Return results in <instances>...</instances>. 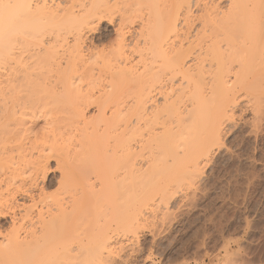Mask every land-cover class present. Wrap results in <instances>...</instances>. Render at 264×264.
I'll list each match as a JSON object with an SVG mask.
<instances>
[{"label": "rangeland", "instance_id": "rangeland-1", "mask_svg": "<svg viewBox=\"0 0 264 264\" xmlns=\"http://www.w3.org/2000/svg\"><path fill=\"white\" fill-rule=\"evenodd\" d=\"M161 1V4H164V6L160 4V10L163 17L166 18L169 11L178 14L176 24L179 30V35L184 36V34H186L185 32H187V27L193 23L192 26L194 28L190 31V35L187 34V36H195L197 33L196 30H198L200 25L198 17H200L203 11V2L199 3L197 0H192L189 14L190 19L188 17L190 23L188 25L185 20L186 16H188L185 6L177 7L178 0H160V2ZM209 1L210 0H207L206 2ZM229 2V0H220L221 7L226 9L229 6ZM141 5H143V3ZM136 7L137 6L132 7L131 10ZM174 7H176V10ZM137 8H140V6ZM171 8L172 10H170ZM149 10L150 9L148 8H142L140 11L136 10L137 13L130 15L128 9L127 11L129 12L125 11V18H123L125 19L123 21L126 22H123L120 19L121 16L118 17V13L120 12V10H118L119 12L115 13L118 16L115 14L110 16L116 23L108 18L109 20L102 19L101 21H96L92 24L94 26L91 25L92 27H89L90 29L86 28L85 30L84 28V31H82L83 38L78 41L79 47H77L78 43L74 42L70 37L67 38L69 39L67 42H62L64 46L59 44L62 45L59 47L55 42H50L51 44L56 45L59 49L58 56L56 55L55 57L50 58L52 61L49 60V62L48 59H44V57L40 58L45 55L38 57L32 56V60L34 58L33 62L31 58V61L27 58L28 60L26 61L28 64L24 60V63L26 62L25 65L27 64L26 68L29 70H27L25 65L23 66L22 64L21 68H23V70L25 68V70L22 71L26 75H28V72H31L29 76L31 74V77L34 76L33 78L28 76V81L30 83L26 90L34 88L35 85V92L37 89L36 85L38 84L40 88L39 91L37 90L35 93H39L44 88L47 91L45 90L46 92L43 94L47 95V97L49 96V99L45 98L43 94V98L40 95L39 97H41V99H38V94L34 95V92L32 91L33 89L27 91L28 93L30 92V94L26 93L25 90L24 93L28 94L25 95L29 100L25 99L26 96H24L27 103L23 99L25 104H20L25 105V108L29 105V107L25 109L26 111L23 112H26L27 114L28 110V113L30 114H28V116L26 114L25 116L23 115L22 119L24 122L21 121L19 118L22 116L20 117L19 115L18 117V114L22 106L18 108L19 105H15L14 107L16 108L17 106L18 109H14V111H12L13 114H11L14 115V113H18L16 118L19 121L18 123H11L12 125H15L14 123H16L15 128L17 127V129H21V132L15 129L17 135L19 132L22 133L23 128L25 130L29 129V134L25 131L28 137L25 132L22 133L23 139L21 138L22 136L20 139L21 141L24 140V144L21 143L23 145L21 147L19 144L21 141L14 143L13 136H10L12 139H8L12 140V142H8L7 140V142L10 143L9 146L8 143H6L7 145L3 146V150V147L0 148V158L1 160L3 159V166L5 168L7 167L5 170H2L3 172L0 171V200L7 197L6 199L8 201L7 202L4 199L7 204H0V245H3V243L9 244L6 240H9L11 242L10 244L15 243L18 239L26 240L24 242L25 245H22L24 247H20L21 250L17 249L19 251L16 252V257H18L20 262L26 261V264H32L31 259L29 261V258H32L35 253L37 254L39 250H41V253L44 251L43 254L49 252L51 254L50 257H52L48 262L45 261L44 264H264V48H262L264 45V26L262 27L263 33L260 36L259 42L257 41L258 45H255L256 48H258L257 50L256 48L254 50L255 52L259 51L260 54L258 52L255 54L254 52V55H251V59L249 60V63H251L249 65H252L250 68H254V72L252 71L253 69L251 70L248 67L250 71L247 70L244 72L246 79L241 83L238 82L234 86V92L230 90L231 93L229 92V96L234 94V97H232L233 99L235 98L234 105L229 102L227 103L226 98H222L221 102L226 108L223 106L221 110L224 112L226 111V113H224L219 120V125H221L220 138L214 143L207 144L211 147V150L209 149L210 152L208 158H203V160L200 161V164L198 163L199 165L195 168L192 166L193 164L185 160L184 151L182 149L178 150L175 155H171L170 153L162 154L155 149L156 151H154V154L152 153L153 156L149 151L150 149H147L148 151L143 154H150L147 156L142 154L143 158H141L144 159V161H141L142 165L137 168L145 166L141 169H144L145 171L149 169L147 171L148 173L146 172V175L152 174L153 176H151L155 178L152 185L151 183L150 185H139L135 183H129L130 185H128V183L125 184L126 182H124L126 186H123L124 184H119V181L121 180L120 178L126 176L125 172H128L126 169L123 168L122 170L120 167L119 170L121 171L117 168L119 173H116V177L113 176L115 173L114 171L112 172V170L116 169V166H114L116 156H113L111 151L108 152L109 155L107 154L106 133L107 137L108 135L109 137H112H108L109 145H113L114 137L118 136L121 132L122 134L127 135V137L135 135L133 136L135 138L142 128L143 132L144 130L146 131L144 133L139 132L137 135L138 137L143 133L142 138L141 135L139 136V139L141 138V140L138 138L136 139L141 141V144L144 143V140L145 142L149 141V131H147V126L145 125L148 122L147 118L151 119L153 115H156L154 114L156 113L154 110L161 109V105L164 106L166 100L176 97V94L180 91L179 88L181 85L179 82L182 83L181 75L178 73L173 74L165 71V74L164 70L163 72L161 70L162 66L167 65L166 61L168 53H163L165 54L164 57L157 56L156 47L151 43L153 40L144 39L146 36L149 38L148 35H146L148 34L146 33L147 31L145 32L147 27L144 25L145 19L150 13ZM132 11L135 12L134 9ZM127 13L129 14L128 16H131L129 18L127 17L128 19L126 18ZM261 13L264 15L263 9ZM165 22V20L162 21V27ZM119 24L121 27L124 25L120 28L124 36L118 35L121 33L117 30ZM181 36L180 38L183 39L184 37ZM180 38L173 37L170 38L168 42L165 41L166 43L164 42V46L166 47H164L165 49L163 50L167 51L166 48H169V46L175 50L184 40V43L181 44L183 47L185 46V49L187 47L186 44L190 43L188 41H192L193 39L190 38L191 40H187V38L181 41ZM45 40L48 42V37L45 38ZM179 41L181 42L179 43ZM58 43H60V40ZM122 43L124 45H121ZM75 44L77 45L76 48L80 49L82 51L81 53H83V55H81L84 57L81 62L78 59H72V61L69 57L68 52L71 51L70 48L74 50L73 46ZM238 44L239 41L237 45ZM240 44H242L241 41ZM119 47L125 48V50L123 49L125 57L124 55L121 57L123 53L119 54L120 56L118 55L117 51L119 52ZM241 47H243V45ZM173 49L168 51L171 53ZM178 49H180V47ZM244 49H237V51ZM62 50L63 52L65 51V53L66 50L69 51L65 54ZM194 51L198 52L197 49ZM194 51L193 53L195 57L198 54L196 55V52ZM35 59L37 60L35 61ZM41 59H44V61ZM69 59L70 62L72 61L70 64ZM41 62L44 64L41 65ZM38 63L41 66L38 67ZM59 63L60 65L57 67ZM50 66L53 70H51ZM233 66V68H235L234 71H238V63H234ZM40 67L42 68L40 69ZM127 67H131V71H129L130 69L126 70ZM73 68H75V71ZM55 69H57V71ZM118 70L122 71L118 73ZM35 71L36 73H34ZM87 71L89 72L88 77H90V74L92 76L89 78L90 80L93 79L91 80L92 85L89 83L88 78H84V76L87 77L88 75ZM248 71L250 73H248ZM152 72H154L153 74L160 72V74L157 75H159L160 79H163L161 80L162 85L158 82L159 85L152 86V88L156 86V88L154 87L152 89V91L155 90L152 93L153 99L150 98L151 100L147 104L148 109L143 113H139V111H137L138 96H134L135 93H137L136 84H140V86L144 84L145 82H142L146 80L143 79L149 78V76L147 75L146 77L145 74H150ZM17 73L20 74L21 69ZM41 73L43 74L41 75ZM85 73L87 74L85 75ZM136 73L140 76V79L139 76L137 77ZM232 73H230V77H228V80L231 78L230 81L234 80V75H231ZM119 74L124 78L126 81L125 84L127 85L123 87V89L121 86L118 87V90L121 88V92L117 89L115 90V85H119L113 84L114 81L115 83H118L117 78H119ZM211 74L212 73L209 72L208 76L205 78L210 80L212 77ZM247 74L249 75L248 77ZM21 75L23 74L21 73ZM43 76L45 77L43 78ZM131 76L134 77L130 79L129 77ZM125 77L130 80L127 81L128 79ZM30 78L32 81L34 80L31 88L32 81ZM133 78L135 80L139 79V81H137L138 83H133L131 81L134 80ZM62 80H66V83ZM61 82L64 83L62 84ZM130 82L132 85L129 84ZM233 82L235 83V81ZM71 83L76 84V87L77 85L78 87L80 86L79 88H76L74 84L71 85L73 88L75 87V89H77V93L80 89L82 96L79 94L81 96L79 101V95L76 98L74 95L76 94L74 93L75 90H72L73 92H71L70 89L73 88H69ZM42 85H44V87ZM111 85L115 88L112 89L113 86ZM140 86L138 88H140ZM206 87L209 88L208 86ZM67 88H69L70 91H67ZM128 88L130 92L128 91ZM132 90H135V92ZM42 91L44 92V90ZM125 91L127 93H125ZM206 91L208 92L209 90ZM108 92H110L109 94L111 97H107L108 101H106V94ZM68 93H70V95ZM208 93H210V91ZM32 94L37 98L35 99ZM118 97H120L121 101ZM1 99L0 101L3 100ZM30 99L33 104H31L32 102ZM37 99L39 101L34 103ZM115 100L119 102L118 106ZM46 101L49 106L46 105ZM113 103L116 104L114 105ZM188 103L190 104V102H187L186 104L188 105ZM4 104L5 103H3V106L5 107ZM43 104H45L44 107ZM40 106L42 107L40 108ZM46 106L48 108H46ZM185 106L186 105L182 108H185ZM4 107L0 106V111H2V108ZM31 108H33V111ZM23 109L24 108L22 107V110ZM31 111L33 113H31ZM23 112L21 111L20 114L22 115ZM138 114H141L140 116L143 115L144 119L141 117L138 118ZM166 118L168 117L166 116ZM161 119H163V117H161ZM20 121L23 122L22 126L19 124ZM142 125H145L144 129ZM137 126L140 127V130H138L139 128H137ZM106 127H111L112 129L110 128L107 132ZM86 129H88L87 132H90V134L94 130L93 135H91L94 136V134H96V138L99 137L98 141L96 140L97 144L99 142V146L96 145V149L99 151H88V148H86V146H88L87 144H85L86 151H84L85 148L83 149L84 152L82 151L83 147L80 148L81 146L79 144L80 142L83 144V139L85 138V136H81L82 133H84V135L87 133L83 132ZM17 135L15 132V136ZM144 135L145 137H143ZM90 136L87 134L86 139ZM6 138L4 139L3 137L1 139L6 141ZM16 138L14 141L17 142L20 140H17ZM54 139L56 141H54ZM3 140H1L2 144L4 143ZM91 140L93 141V139ZM100 140L103 141H101L102 144ZM147 143L148 142H146V144ZM17 144L20 145L19 150ZM133 144L135 145V141H133ZM141 144H139V146ZM60 147L66 148V150ZM43 150L47 153H44ZM22 152L24 153L22 154ZM86 152H88V155L90 156H87ZM4 154L8 158L11 156V159H7V162L11 161L8 165L12 164L9 166V169L7 165H4V160L6 159ZM110 154L113 157L112 165H110L111 162L109 161L111 160ZM42 155L43 158L41 159ZM83 155H86L87 158L86 156L84 158ZM46 157H49L48 162ZM76 158L78 159L76 160ZM141 158L139 157V159ZM43 159L44 161H42ZM27 160L29 161V164L26 163ZM146 160L148 162L150 160V162L148 163ZM39 161L45 163H43V166L45 165L47 167L46 169L45 166L44 168L42 167L41 162V166H39L44 171L36 168V166L39 165ZM153 162H159L156 165L158 166L160 164L161 167L163 165V168L159 165L158 170L154 169L157 171H152L154 167H151L152 169H150L149 166L153 164ZM171 163L178 164V167L173 168V170L168 169ZM30 164H33L34 166L31 167ZM98 164L101 165L99 166ZM74 165L78 166L81 170L77 171L78 169L74 168ZM86 165L88 166V169L85 167ZM147 166L149 168H147ZM100 167L101 169H99ZM164 167H167L166 170L168 171H166ZM69 169L71 172L73 171V174L68 173L70 172ZM74 169L77 170L75 171ZM109 169H111V171ZM104 170L108 173H114L111 177H113V180L116 179V181L114 180L116 185H114L115 183L112 182V179L110 184L109 182H107V184L105 183L107 174ZM11 173L14 174V177ZM18 173H20V175ZM44 173L46 175H44ZM117 174H119L118 177L120 176V178L117 177ZM147 176L149 177V175ZM157 176L160 178L162 177V182L158 181L159 179H156L158 178ZM12 178L13 180H11ZM117 180H119L118 183ZM126 201L127 203H125ZM125 207L132 219L130 223H128L129 221L126 222L128 223V227L124 226L126 225V223H123L124 221L120 220V222H118L116 219L112 218L114 215L111 217V214L113 213L125 211ZM72 209L75 211H71ZM61 210L62 212H59ZM141 212H143V214ZM105 214L106 216H103ZM133 215L138 219H134ZM56 216H58V218L55 220L54 218H56ZM97 216H100L98 218L99 220H97ZM102 216L106 218V223L104 222V219H102ZM49 218H52L54 221L52 226H49L42 231L43 223H49ZM94 219L97 221L93 222ZM46 220H48V222ZM129 226H131V229ZM106 235L111 237V241L115 245L107 258L105 255L106 250L103 248L104 251L101 250L103 252H101V254L99 253V257L97 253H94L96 252L94 249L98 250L97 246L100 244L103 245L102 243L106 241ZM28 250L35 253L29 255L30 251L28 252ZM53 250H55V253H53ZM49 253L46 256H49ZM90 253L97 254V256L94 258V255L92 254L91 256ZM25 254H28V256ZM73 257H76L77 261H74ZM91 257H93L94 260H92L93 258ZM34 262L33 264H35Z\"/></svg>", "mask_w": 264, "mask_h": 264}, {"label": "bare ground", "instance_id": "bare-ground-1", "mask_svg": "<svg viewBox=\"0 0 264 264\" xmlns=\"http://www.w3.org/2000/svg\"><path fill=\"white\" fill-rule=\"evenodd\" d=\"M197 1L199 3L203 2L202 5H204V7L202 9L203 11H202L200 17H198L200 25H199L198 30H196L197 33L195 34V36L192 35L193 37H190V36H187V34L190 35V33H191L190 31L192 30V28H194L192 26L193 23H192V25H189V23H190L189 22V19H190L189 14H190V8H191L190 5L192 3V0H180V1L178 0L177 5H176L177 7L185 6V8L187 10V15L188 16H186L185 20L187 21V24L189 26L187 27V29H186L187 32H185L186 34H184V36L183 35L182 36L179 35V30H178V27H177V24H176L177 15H178L175 12L176 7H174L175 8V10H174L175 13H172L173 11L172 12L169 11L167 13V15H166V18H165V17L162 16V14H161L162 12L160 10V6L161 5L164 6V4H161L162 1L160 2V0H0V99L1 98L3 99V100L1 99L2 101H0V103H1L0 106L4 107L3 103H5L4 104L5 107L2 108V111H0V139L3 138V137L5 139L6 136H7L6 141L1 139V140L4 141V143H3L4 145L2 144V142L0 140V143H1L0 144L1 145L0 148H2L3 146H6L7 145L6 143H8L9 141L12 142V140H9L10 138L12 139V137H10V136H13L14 140L17 137L16 139L18 140V139H20L21 136H22L21 138L23 139V134L22 133L27 131V133L29 134V132H30V131L28 132L29 129L25 130L23 128L22 129V133H20L21 129L19 130V129H17V127L15 128L16 123H18V121H19L16 118L18 113L17 114L14 113V115H12L13 114L12 111H14V109L17 110L20 106H22L24 108L22 110V107H21V110L19 109L20 112L21 111L22 112L26 111L25 109H27L29 107V105L27 106V108H25L26 106L25 105H21L20 103H22V104L24 103L25 104V102L27 100H29V98L26 95L30 94V92L28 93L27 91H30V90L33 89L32 91L34 92V90H35L34 88H36L35 85H34V88H31L33 86L32 84H33V81H34V80L32 81V79H31L34 76L31 77L32 74L29 76V74L31 72L30 73L28 72L27 73L28 75H26L23 72L25 70V68L27 67L26 65L28 64V62L26 60H28V59L30 60V58L32 56L33 57H36V56L38 57V56H41V55H45V56H41L40 58L44 57V59H48V61H49L50 58L55 57L58 54V52H59L58 51L59 49L56 46L57 44L58 45L59 44L63 45V43H65V42H67V40H69L67 38H70V37L74 40V42L78 43V41H80V39L83 38V36H82V33H83L82 31H84L83 29L85 28V30H86V28L87 29L89 27L91 28L92 26H94L92 24L95 23L96 21H98V20L101 21L102 19L104 20V19H108V18L110 20L114 21L113 18H111L110 16L114 15L117 12H119L118 10H120V12L123 11L122 12L123 14L119 12L118 13L119 16L117 14H115V15L118 16V17L121 16L120 19L123 21V20H125V19H123V18H125V13H126L125 11H127L128 9H129L130 12L129 11H127V12H129L130 15H131L133 13H137L136 10L140 11L142 8H146V9L148 8V9H150L149 10L150 13L147 16V18L145 19V24L144 25L147 27V30L145 29V32L147 31L146 33H148V34H146V35H148L149 38H147V36L146 37L143 36V37H145L144 38L145 40L146 39L147 40L148 39L153 40L151 43L153 44L154 47H156V51H157L156 55L157 56L164 57L165 54H163V53H165V52L168 53L167 54V61L165 60L167 65L162 66L163 69L161 68V70H162V72L164 70L165 74L168 71V72H171L173 74L174 73L175 74L178 73L179 75H181L180 77L182 79V83L179 82L180 85H181L180 88H179L180 91L177 90L179 93L176 94L177 95L176 97H172V99L166 100L165 105L164 106L161 105V109L159 108V110H156V111L154 110V112H156V113H154V112L153 113L156 114V115H153L151 117V119L147 118L148 122L146 120L147 123L145 125L147 126L146 127L147 131H149L148 132V137L150 138L149 141H146V142H148L147 144H146L145 140H144V143H142V144L140 143L141 141H139V140H141L143 133L146 131V130H144V132H143L142 128H141V131H139L140 133L143 132L142 135L140 134L141 135L140 139H139L140 135L137 137L139 132L137 133L135 138L133 137L135 135H132V136L128 135L129 137H127V135H124L121 132L120 134L118 133L119 134L118 136L114 137V139H113L114 140V144L113 145H109V140H108L109 135L107 137V133H106V150H107V154H108V152L111 151L112 155L116 156L115 157L116 158V160H115L116 162L114 161L115 164L113 163L114 166H116V169L112 170V172L114 171L115 175H113L114 173H112V172L111 173L109 172L110 173L109 174L108 172H106L104 170L107 175H106V178H105L106 181L104 179L103 180L105 181L106 184H107V182H109V184H110V181L113 178V177H111V175L116 177V173L118 172V170L120 168L123 170V168H124L128 172L127 173L125 172V174H126V176H124L125 178L123 176H122V178H120V176L118 177L119 174H117V177L121 179L120 181L117 180V183L119 181L120 182L119 184H122V185L124 184V182H126L125 184L128 183V185H130L129 183H132V184L135 183V184H139V185H141V184L150 185V183H151V185H152V183L155 180V178L152 177L153 176L152 174H151L152 176L150 174H147V175H149V177L146 175V172L149 169H147L146 171L144 169H141L143 166L140 167V168H137L138 166L142 165L141 161L142 162L144 161V159H142V158H143V155H145V154H143V153H145L149 149H150L149 151H150L151 154L152 153L154 154V151L157 150V151H160L162 154L170 153L171 155H175V153L178 152V150L182 149L184 151L185 160L187 162L193 164L192 166H194L196 168L197 165L200 164V161L203 160V158L204 159L206 157L208 158V155H209V152H210L209 149L211 147H209V145H207V144L208 143H214V142L218 141V139L220 138L221 125H219L220 124L219 120H220L221 116H223L224 113H226V111L224 112V111L221 110V108L224 106V104L221 102L222 98H226L227 103L229 102V103H232V104L234 103L235 104V101H234L235 98L234 99L232 98V97H234V94H231V96H229L230 95L229 92L231 93V91L234 90L233 88H235L234 86L238 82L241 83L242 81H244L246 79L244 72H246L247 70L251 69L250 67L252 65L251 66L249 65V64H251V63H249V60L251 59V55H254V52H255L254 50L256 48L255 45H258L257 43L259 42L260 36L263 33V31H262L263 28L262 27L264 26V15H262V13H261L262 9L264 11V0H229L230 1L229 2V6L226 9H223L221 7L222 5L220 3V0L219 1L210 0L209 2H206L207 0H197ZM142 3L144 5V7H143V5H141ZM134 6H137V7L140 6L141 9L137 8V7L133 8L134 11H135V12H133L132 11L133 9L131 10V8L134 7ZM127 7H130V8H127ZM259 9H261V10H259ZM170 10H172V8ZM255 11H258L261 14L258 13V12H255ZM128 15L129 14L127 13L126 14V18L127 17L128 18L131 17V16H128ZM188 17H189V19H188ZM163 20H165L166 22H165L164 26L162 27V21ZM123 22H126V21H123ZM95 26H97V25H95ZM122 27L119 24V28L117 29L118 31L121 32L120 34H118L120 36H124L122 34V31L120 30V28H122ZM143 35H144V33H143ZM180 36L184 37V38L181 39ZM47 37L49 39V41L47 40L48 42H46V40H45V38H47ZM173 37L174 38H178L179 37L181 41L184 40V39H187V38H188L187 40H191L190 38H193V39H192V41H188L190 43L186 44L187 47H188V48L186 47L187 49L186 48L184 49L185 46L184 47L182 46V44L185 41L184 40L183 43L181 41H179V43L181 42L182 44L180 43L181 45L179 44L175 50L173 48H170V46H169L170 50L173 49L171 53L169 52L170 51L169 48H166L167 51L163 50V49H165L164 47H166V46H164V44L166 43L165 41L168 42L170 40V38H173ZM59 40H60V43H58ZM187 40H186V42H187ZM238 41H239V44H240V41L242 42V44H240V45L238 44L239 46L237 45ZM50 42H55L56 45L51 44ZM154 42H155V45H154ZM76 44L73 46L74 50H72V48H70L71 51L68 52V54H69V57L71 58V60L72 59H75V60L78 59L81 62V61H83V57L84 56L82 57V55H83V53H81L82 51L80 49L76 48L77 45H78L77 47H79V43L77 45ZM47 45H49V46H47ZM62 45H59V47L62 46ZM121 45H124V44L122 43ZM242 45H243V47H241ZM237 46H238V48H237ZM179 47H180V49H178ZM195 47H197V48H195ZM240 47L242 49H244V48L245 49L237 51V49H241ZM119 48H120V50L118 49L119 52L117 51L118 55L123 53V49L125 50V48H122V47H119ZM257 48H256V50H257ZM262 48H264V45H263ZM195 49H197L199 53L197 51H194ZM116 50H115V52H116ZM152 50H153V47H152ZM260 50H261V48H260ZM67 51H69V50H66V53H67ZM193 51L196 52L195 53L196 55L197 54L198 55L194 57ZM62 52H63V50H62ZM257 52L259 53V51H256L255 54H257ZM63 53H65V51ZM65 54H64V56H65ZM124 54L125 53H123L121 57H123ZM192 54H193V56H192ZM69 57H67V58H69ZM124 57H125V55H124ZM44 59L43 60L41 59V60L44 61ZM161 59H163V58H161ZM24 60L27 62L26 65H25L26 62L24 63ZM31 60H32V58H31ZM33 60H34V58H33ZM33 60H32V62H33ZM36 60L37 59H35V61ZM50 61H52V60H50ZM53 61H54V59H53ZM72 61L70 62V59H69V64L72 63ZM75 62H77V61H75ZM75 62H74V64H75ZM236 62L239 65L238 66V71H234L235 68H233L234 67L233 64L234 63L236 64ZM22 64H23V66L25 65L24 70H23V68H21ZM43 64L44 63H42L41 65H43ZM41 65H39V63H38L37 66L39 67ZM59 65H60V63L58 64L57 67H59ZM17 66H18L19 69L17 68ZM32 66H34V65H32ZM42 67H40V69ZM248 67H249V69H248ZM70 68H71V66H70ZM130 68L131 67H129V68L127 67L126 70H129ZM20 69H21V73L23 75H21V73L20 74L17 73ZM31 69H33V68H31ZM48 69H49V67H48ZM74 69L75 68H73V70ZM131 69L129 71H131ZM208 69H209V72L212 73L211 74L212 77L210 75L209 76L211 78L208 77V78H210V80L205 78L209 74ZM252 69L251 70L254 72V68H252ZM27 70H29V69H27ZM37 70H39V69H37ZM51 70H53L52 67H51ZM55 70L57 71V69H55ZM60 70H58V71H60ZM15 71H16V73H15ZM121 71L122 70H120V71L118 70V73H120ZM249 71H248V73H250ZM252 71H251V73H252ZM160 72H158L157 74H160ZM34 73H36V71ZM60 73H62V72L60 71ZM131 73L134 74L133 72H131ZM148 73H146L145 75H146V77L148 75L149 78H146V79H143L144 77L141 78L143 80H146V81L142 80L143 81L142 83H144V82H145L144 84L147 83L146 85L142 84L143 86L141 85L142 86V88H141L140 84H138L140 86V88H138L139 86L136 84V87H137V89H136L137 91L136 92L137 93H135L134 96H138L137 97V101H138V103H137L138 104L137 105L138 106L137 111H139V113H143V112L146 111V109H148L147 108V104L151 100L150 98H152V93L155 91V90L152 91V89L154 87L156 88V86H154L153 88H152V86L153 85H159L158 82L161 83V80H163L162 78L161 79L159 78V75L153 74L154 72L150 73L151 76ZM230 73H232L231 75H234V80L233 81H235V83L233 81H230L231 78H230V80H228V77H230V75H229ZM39 74H40V72H39ZM42 74L43 73H41V75ZM65 74H68V73H65ZM69 74H70V72H69ZM86 74L87 73H85V75ZM136 75H137V77L139 76L137 73H136ZM161 75H162V73H161ZM161 75H160V77H161ZM28 76L31 77L30 79H31L32 83H31V86H30L31 89L26 90V88H28L27 87L28 84L30 83L28 81L29 80ZM88 76H89V72H88L87 77L84 76V78H88V81L91 84V82H92L91 80H93V79L90 80L89 78H91L92 76H91V74H90V77H88ZM141 76H143V75H141ZM248 76L249 75L247 74V77ZM44 77L45 76H43V78ZM132 77H134V76H131L129 78L132 79ZM125 78H127V77H125ZM129 78H127L128 80L127 79L126 80L129 81L130 80ZM38 79H39V77H38ZM113 79H115V78H113ZM139 79H140V76H139ZM139 79H136V80L134 79V80H131V81L133 83L134 82L138 83L137 81H139ZM42 80H41V82H42ZM117 80H118V83L117 82L115 83V81H114L113 84H117L119 86L115 85V87H116L115 88L113 85H111V86H113L112 89L115 88V90L116 89L118 90V87H120V86H121L122 89H123V87L127 86L125 84L126 81L124 80V78H122L120 76V74H119V78H117ZM206 80H209V81H206ZM62 81H65V83H66V80H62ZM243 83H245V82H243ZM73 84L71 83L69 88H73V86H71ZM129 84L132 85L131 82ZM75 85L76 84H74V86ZM133 85H135V84H133ZM161 85H162V83H161ZM36 86H37L36 91L37 90L39 91V88H40L39 85L37 84ZM42 86L44 87V85H42ZM42 86H41V88H42ZM206 86H208L209 88H207ZM45 87H46V85H45ZM65 87H68V86H65ZM75 87L73 89H70L71 92H73L72 90H75L74 93H76V94H74V93H72V94H74L76 98H77V96L79 94H81V96H82V93H80L81 92L80 89H79V92L77 93V91H76L77 89H75ZM77 87H78V85H77ZM177 87H179V86H177ZM69 88H67L68 90L67 89L66 90L70 91ZM132 88H134V87H132ZM132 88H130V89H132ZM120 89L118 91H120ZM42 90H44V92ZM42 90L40 91L41 94H40V92L39 93H35L36 92L35 91L34 95L38 94V99L39 98L41 99V97L43 98V96H45V98H48L49 96L47 97V95L43 94L47 90L44 89V88ZM206 90H209L210 93H208L209 91L207 92ZM24 91L26 93H28V94L24 93ZM126 91H125V93H127ZM128 91H129V88H128ZM132 91L135 92V90H132ZM109 93L110 92L107 93L108 95L106 94V99H107V97L108 98L111 97V95ZM42 94H43V96H42ZM68 94L70 95V93H68ZM114 94H116V93H114ZM34 95L32 94V96H34ZM40 95H41V97H39ZM24 96H26L25 99H27V100L24 99ZM81 96L79 95L78 101L81 99ZM30 98H31V96H30ZM34 98H35V96H34ZM118 98L120 100V97H118ZM23 99H24L25 102H23ZM38 99L34 103L39 101ZM45 100H47V99H45ZM52 100H54V99H52ZM56 101H57V99H56ZM74 101H77V100H74ZM106 101H108V99ZM31 102H32V100H31ZM115 102H117V106H118L119 102L117 100H115ZM185 102L186 103L190 102V104L188 103L189 107H188V105ZM46 103L45 104L47 106H49L47 101H46ZM49 103H51V102H49ZM183 103H184V105L187 106V108H186V106H185V108H182V107H184ZM221 103H222V105H221ZM31 104H33V102ZM45 104H43V107L45 106ZM113 104L115 105L116 103H113ZM15 105H17V106L19 105L18 108H17V106L15 108L14 107ZM52 105H53V103H52ZM47 106H46V108H48ZM226 106H227V104H226ZM41 107L42 106H40V108ZM32 109L33 108H31V110ZM32 111H31V113H33ZM20 112L18 114V117H19V115H20V117L22 116L19 119L21 121H23L22 118H23V115L25 116L26 112H23L22 115L20 114ZM218 112H220L221 114L218 113ZM137 113H136V115H137ZM28 114H30V113H28V110H27V114L26 115L28 116ZM138 115H139L138 118L141 117V118L144 119L143 115L142 116H140L141 114H138ZM162 115H164L165 118H166V116L168 118L165 119L164 116H162ZM161 117H163V119H161ZM21 121H20L19 124L22 126L24 121L23 122H21ZM11 122L12 123L16 122V123H14L15 125H12ZM109 123H111V122H109ZM19 124H17V125H19ZM11 125H12V127H11ZM145 125L144 126L142 125L143 129H144ZM13 126H14V128H13ZM18 128H22V127H18ZM110 128L106 127V131L108 132V130ZM137 128H139L138 130H140L139 126H137ZM15 129L17 131H20L18 135H17V131ZM87 130L88 129H86L83 132H87ZM93 131L91 133L92 135H93ZM15 132H16L17 136H15ZM27 133H26V135H27ZM87 134H88V136L91 135L90 132L89 133L88 132L85 133V135H84V133H82L81 137L85 136V138L83 139V141H84L83 144L80 142V144H79L81 146L80 148L83 147L82 148V151H83V149L86 146L85 144H87L88 146H86V148H88V151L89 150H92V151L93 150H97L96 149V145L99 146V142L97 144V141H98L99 137L96 138L97 135L94 134L95 137L91 135L93 138L90 136V137H88V139L90 138L88 140V139H86ZM125 134H128V133H125ZM25 137H24V139H25ZM27 137H28V135H27ZM143 137H145V135ZM136 138H138L139 140L136 139ZM91 139H93V141L95 139V141L93 142ZM7 140H8V142H7ZM14 140H13L14 143H18L19 141H21V139L18 140L17 142L14 141ZM23 141H21L19 143L21 145V147L23 146L21 144V143H23ZM54 141H56V140L54 139ZM101 141L102 140H100V142ZM111 141H112V139H111ZM133 141H135V145L133 144ZM102 142H101V144H102ZM142 142H143V139H142ZM9 144L10 143H8V146H9ZM19 144H17L18 147L20 146ZM139 144H141V145L139 146ZM35 146H37V145H35ZM43 147H44V145H43ZM54 147H55V145H54ZM109 147H110V150H109ZM23 148H25V147H23ZM58 148H59V145H58ZM60 148H63V147H60ZM86 148L84 149V151L87 150ZM3 149H4V147L2 148V150ZM19 149H20V147L18 148V150ZM63 149L66 150V148H63ZM53 150H55V149H53ZM21 151H22V148H21ZM24 151H25V149H24ZM59 151H60V149H59ZM97 151H99V150H97ZM43 152H44V150H43ZM80 152H81V150H80ZM23 153L24 152H22V154ZM86 153H87L86 154L87 156H90V155H88L89 154L88 152H86ZM150 153H148V154H150ZM153 154H152V156H153ZM19 155H21V154H19ZM147 155H145V156H147ZM4 156H5V154H4ZM11 156H12V153H11ZM11 156H9V158L7 156H5L6 159L4 160V162H5L4 165L5 166L7 165L8 169H9V166L12 165V164L8 165V164L11 163V161H9L10 163L7 162L9 159H11L10 158ZM85 156H84V158H85ZM87 156H86V158H87ZM110 156H111V154H110ZM139 157L140 158L142 157V158L139 159ZM42 158H43V155H42L41 159ZM112 158L113 157L111 156V158H110L111 160H109L111 162L110 165H112ZM77 159L78 158H76V160ZM0 160H1V158H0ZM2 160L0 161V171L5 170L7 168V167L5 168L3 166ZM46 160L48 162L49 161V157ZM42 161H44V159ZM42 161H39V163H38L39 165L36 166V168L38 170L42 169L39 166L42 165L43 168L45 166V165L43 166L44 162L42 163ZM85 162L88 163L87 161H85ZM149 162H150V160H149ZM26 163L29 164V161L27 160ZM100 163H101V161H100ZM157 163H159V162H157ZM157 163L153 162V164H151L150 166L148 164V166L150 167V169H152L154 167L152 171H157L158 170V166L160 165L159 164L157 166L156 165ZM144 164H146V163H144ZM163 164H164V162H163ZM98 165L100 166L101 164H98ZM32 166H34V165L32 164L31 167ZM75 166L76 165H74V168L78 169V170L74 169L75 171L76 170L77 171L81 170L80 168H78V166H76V167ZM148 166H147V168H149ZM164 166H165V164H164ZM3 167H4V169H3ZM19 167H20V165H19ZM85 167H87V169H88L87 165ZM89 167H90V164H89ZM160 167H161V165H160ZM160 167H159V169H160ZM175 167L177 168L178 164H174V163L172 164L171 163L168 169H172L173 170V168H175ZM12 168H13V166H12ZM46 168L47 167L45 166V169ZM117 168H118V170H117ZM161 168H163V165H162ZM164 168H165V170L167 169V167H164ZM28 169H29V167H28ZM35 169H33V170H35ZM99 169H101V167ZM111 169H109V170L111 171ZM154 169H157V170H154ZM126 170H124V171H126ZM92 171H94V170H92ZM119 171H121V170H119ZM166 171H168V170H166ZM72 172L70 170V172H68V173L69 174H73ZM163 172H164V170H163ZM16 173H15V175H16ZM18 174L20 175V173H18ZM11 175H13V177H14V174L11 173ZM44 175H46V174L44 173ZM100 176H102V175H100ZM8 177H10V176H8ZM17 177H18V175H17ZM10 178H9V180H10ZM97 178H98V176H97ZM103 178H104V176H103ZM156 179L157 180L159 179L158 181L162 182V180H161L162 177L161 178L158 177ZM11 180H13V178ZM114 180L116 181V179H114ZM114 180L112 182H114ZM158 181H155V182H158ZM1 182H2V180H1ZM114 183H115L114 185H116V182H114ZM125 184L123 186H126ZM148 185H147V187H148ZM150 195H151V193H150ZM148 196H149V194H148ZM6 198H4V199L7 201ZM4 199L0 200V204H3V203L7 204L8 201L6 202V201H4ZM1 201H3V202H1ZM125 203H127V201ZM74 206H75V204H74ZM64 210H65V208H64ZM73 210L74 209H72L71 211H73ZM124 210L125 211H123V212L118 211V213L116 212V213L111 214V217L114 215L112 218L116 219L118 222H120V220H122V221H124L123 223H126L128 221H129L128 223H130V221L132 220L130 218L131 215H129L128 210L126 211V207H125ZM59 212H62V210L59 211ZM67 212H69V211H67ZM105 212H106V210H105ZM141 213L143 214V212H141ZM101 214H103V213H101ZM78 216H80V215H78ZM103 216H106V214L103 215ZM53 217H55V216H53ZM99 217L100 216H97V220H99L98 219ZM57 218H58V216H56V218H54V219L56 220ZM83 218H85V217H83ZM49 219H50L49 223H43L42 231L45 230V228L47 229L49 226H52L54 221H53L52 218H49ZM95 219L93 220V222L97 221ZM102 219H104V222L106 223V218L103 217ZM134 219H138V218H136L134 216ZM46 221L48 222V220H46ZM128 223H126V225H124V226H127ZM131 226H129V228ZM61 229H63V228H61ZM89 229H91V228H89ZM89 229H87V230L90 231ZM105 238H106V241L102 243L103 245L100 244L101 247H100V245L97 244L99 246V248L97 246L98 250L94 249L96 251L94 253H97L98 256L100 257L101 252L106 250L105 251L106 252L105 255H106V258H107L110 255V253L112 252L113 246L115 244H113V242L111 241V237L110 236L106 235ZM6 241H8L9 244L3 243V245H0V261H1L0 263H3V264H23L24 263V264H26V261L20 262L18 257H16V255H17L16 252L21 250L20 247H24L22 245H25L24 242L26 240H24V239L23 240H19L18 239L13 244H10L11 242L9 240H6ZM6 241H4V242H6ZM17 249H19V250H17ZM92 249H93V247H92ZM101 250H103V251H101ZM25 251H27V250H25ZM29 251L30 250H28V252ZM90 251H92V250H90ZM28 252H25V253H28ZM34 253L35 252H33V251L31 252L30 251L29 255H32ZM43 253H44V251H43ZM43 253H41V250H39V252L37 254L36 253L34 254L35 256L33 255V257H32L33 259L29 258V261L31 259V263L32 264H33L34 261H37V262H34L35 264H44L45 261L48 262L49 259H52V257H50L51 254L49 252H48L49 256H46V255H48L47 252H45V254H43ZM53 253H55V250H53ZM90 254L92 256L93 253H90ZM97 254L96 255L93 254L94 255L93 257L95 258V256H97ZM25 255L28 256V254H25ZM18 256H20V255H18ZM69 257H71V256H69ZM93 257H91V258H93ZM22 258H24V257H22ZM94 258L92 260H94ZM75 259H76V257H73V260L77 261V259L76 260ZM103 259H104V257H103ZM27 261H28V259H27ZM78 261H79V258H78Z\"/></svg>", "mask_w": 264, "mask_h": 264}]
</instances>
